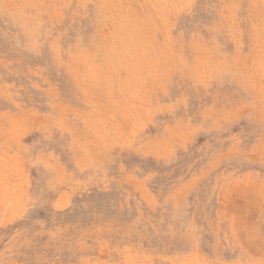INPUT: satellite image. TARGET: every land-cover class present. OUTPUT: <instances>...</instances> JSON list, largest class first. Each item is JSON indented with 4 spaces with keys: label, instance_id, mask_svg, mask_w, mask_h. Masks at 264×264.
Returning a JSON list of instances; mask_svg holds the SVG:
<instances>
[{
    "label": "rangeland",
    "instance_id": "1",
    "mask_svg": "<svg viewBox=\"0 0 264 264\" xmlns=\"http://www.w3.org/2000/svg\"><path fill=\"white\" fill-rule=\"evenodd\" d=\"M0 264H264V0H0Z\"/></svg>",
    "mask_w": 264,
    "mask_h": 264
},
{
    "label": "bare ground",
    "instance_id": "2",
    "mask_svg": "<svg viewBox=\"0 0 264 264\" xmlns=\"http://www.w3.org/2000/svg\"><path fill=\"white\" fill-rule=\"evenodd\" d=\"M263 3V2H262ZM137 67V66H136Z\"/></svg>",
    "mask_w": 264,
    "mask_h": 264
}]
</instances>
